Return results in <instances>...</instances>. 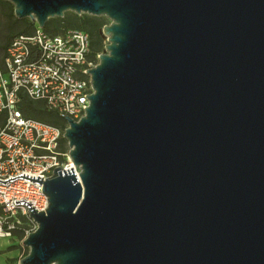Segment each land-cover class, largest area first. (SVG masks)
Returning a JSON list of instances; mask_svg holds the SVG:
<instances>
[{"label": "water", "instance_id": "water-1", "mask_svg": "<svg viewBox=\"0 0 264 264\" xmlns=\"http://www.w3.org/2000/svg\"><path fill=\"white\" fill-rule=\"evenodd\" d=\"M5 1L110 20L18 264H264V0Z\"/></svg>", "mask_w": 264, "mask_h": 264}, {"label": "built area", "instance_id": "built-area-1", "mask_svg": "<svg viewBox=\"0 0 264 264\" xmlns=\"http://www.w3.org/2000/svg\"><path fill=\"white\" fill-rule=\"evenodd\" d=\"M97 59L92 56L88 33L76 28L52 35L37 26L32 34L10 41L0 66V114L5 117L0 127V181L25 174L44 182L57 167L63 171L72 168L78 177L68 146L65 150L60 147L67 127L62 116L77 121L85 114L86 96L93 92L86 70L95 67ZM24 98L43 103L63 126L25 117L21 110ZM42 186L21 178L0 183L1 239L17 232L25 239L36 229L26 206L14 201L23 200L37 212L45 211L47 198Z\"/></svg>", "mask_w": 264, "mask_h": 264}, {"label": "trees", "instance_id": "trees-1", "mask_svg": "<svg viewBox=\"0 0 264 264\" xmlns=\"http://www.w3.org/2000/svg\"><path fill=\"white\" fill-rule=\"evenodd\" d=\"M2 2L6 5H8L5 16L8 20L11 21V25H18L20 28L18 31H12V27L6 29L5 33L0 35V66L3 63V58L5 56L6 49L10 43V41L18 36V35H30L32 34L36 29V24L30 20H18L14 17L13 14V6L7 2L0 0V3ZM54 24V25H51ZM51 25V26H50ZM103 27V22L100 21L95 16H89L87 14H82L80 16L79 22L75 23L72 20L64 21L61 20L60 23H58L54 19H49L45 26L42 28L43 31L49 33V34H58L62 29L64 28H76L79 30H82L86 33H88L90 40H91V51L92 56L96 57V55L99 53L102 45H101V29ZM93 38H96V41H93ZM21 110L25 117L33 118L39 121H42L44 123H48L51 125L56 126H63L64 122L53 112L47 111L43 106L39 104H35L33 101H29L24 98L23 103L21 105ZM4 114H0V127L4 123ZM66 140L64 138L60 141V147L61 149L65 150L66 146L63 147V143ZM28 252L22 255L24 257Z\"/></svg>", "mask_w": 264, "mask_h": 264}, {"label": "rangeland", "instance_id": "rangeland-1", "mask_svg": "<svg viewBox=\"0 0 264 264\" xmlns=\"http://www.w3.org/2000/svg\"><path fill=\"white\" fill-rule=\"evenodd\" d=\"M2 1H5V0H2ZM7 7H8V5L4 4L3 2H2V4L0 3V35L5 33L7 27L8 28L12 27V31H18L20 29L18 27V25L12 26L11 21L6 18L5 14H6L7 10L5 11V9H7ZM81 15H77L73 12H65L63 14V17H61V18L56 17V18H51V19L56 20L58 23H60L61 20H64L65 22L72 20L73 22L78 23ZM97 18L103 22V26L108 25L110 23V20L108 18H106L105 16H99ZM18 20H23V19H18ZM25 20H29V19L25 18ZM51 25H54V24H51ZM93 41L95 42L96 38H93ZM107 44H108L107 38L105 36H103L102 32H101V45H102V47H101L99 53L96 55V58L99 54L105 53V46ZM97 62H98V59H97ZM65 146L67 147V141H65L63 143V147H65ZM23 240L24 239L22 238V236L18 232L15 233L14 239L10 240L8 242V244H3L2 246H0V251H1L0 253H4V254L7 253L8 255H11L13 258L12 259L13 264H16L18 258L21 257L26 252H28V248L25 245H23Z\"/></svg>", "mask_w": 264, "mask_h": 264}, {"label": "crops", "instance_id": "crops-1", "mask_svg": "<svg viewBox=\"0 0 264 264\" xmlns=\"http://www.w3.org/2000/svg\"><path fill=\"white\" fill-rule=\"evenodd\" d=\"M39 104V105H41V106H43V103H41V102H35V104ZM14 236H15V234H14ZM14 236L13 237H11V238H9V239H1L0 238V246H2L3 244H8V242L10 241V240H12V239H14ZM1 252V251H0ZM22 258V256L21 257H19L18 258V260H17V262H16V264H18L19 263V260ZM12 256L11 255H8L7 253H0V264H13V261H12Z\"/></svg>", "mask_w": 264, "mask_h": 264}]
</instances>
